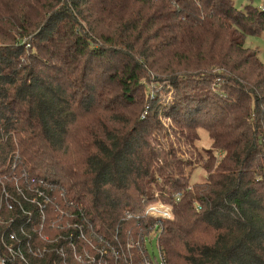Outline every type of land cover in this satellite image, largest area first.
I'll return each mask as SVG.
<instances>
[{
	"label": "trees",
	"instance_id": "trees-1",
	"mask_svg": "<svg viewBox=\"0 0 264 264\" xmlns=\"http://www.w3.org/2000/svg\"><path fill=\"white\" fill-rule=\"evenodd\" d=\"M263 31L234 0H0L7 264H264ZM159 112L194 150L208 135L203 182Z\"/></svg>",
	"mask_w": 264,
	"mask_h": 264
},
{
	"label": "rangeland",
	"instance_id": "rangeland-1",
	"mask_svg": "<svg viewBox=\"0 0 264 264\" xmlns=\"http://www.w3.org/2000/svg\"><path fill=\"white\" fill-rule=\"evenodd\" d=\"M245 5H253L256 7L263 8L264 0H234V6L237 9H242ZM245 46L255 50L260 61L264 63V31L261 32L259 35H247L245 37ZM151 89L155 94L159 92L160 87H152ZM148 106L149 103H146V108ZM158 118L160 121V127L159 129L155 130L153 134L155 137L161 139L160 142L163 147L168 149V146L170 144L174 148L180 149L183 158L189 159L193 161V163L198 164L196 165L197 167L195 166L194 170L191 172L190 180L187 182V185L190 187L193 183L203 182L205 178V170L200 167L199 163H197L198 156L196 154L198 152V154L202 155L201 148H208L210 146V139L208 135L205 134L202 130H200L199 140L196 141V143L194 144V150L192 147H190V144H188L181 136L180 132L182 131L168 118H166L163 112H159ZM131 247V243L127 245V249H130ZM144 247L150 258H152V260L155 259L158 262L160 261L157 236H147L145 239Z\"/></svg>",
	"mask_w": 264,
	"mask_h": 264
},
{
	"label": "built area",
	"instance_id": "built-area-1",
	"mask_svg": "<svg viewBox=\"0 0 264 264\" xmlns=\"http://www.w3.org/2000/svg\"><path fill=\"white\" fill-rule=\"evenodd\" d=\"M176 196L178 197V195ZM80 211L81 209H79V212ZM145 214L149 215L151 218L156 219L158 222H160L161 219H167L171 217V208L169 207V205L163 202H154L146 207ZM151 236H157V233H152ZM7 250L11 257L16 256V252L13 250L12 246L7 247ZM20 258L22 259V257ZM7 263H8L7 258L5 259L0 256V264H7Z\"/></svg>",
	"mask_w": 264,
	"mask_h": 264
}]
</instances>
